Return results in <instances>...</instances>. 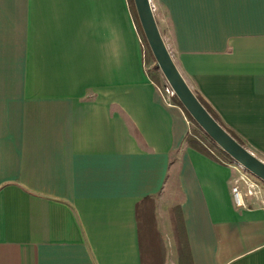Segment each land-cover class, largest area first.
I'll list each match as a JSON object with an SVG mask.
<instances>
[{
    "label": "crops",
    "instance_id": "crops-1",
    "mask_svg": "<svg viewBox=\"0 0 264 264\" xmlns=\"http://www.w3.org/2000/svg\"><path fill=\"white\" fill-rule=\"evenodd\" d=\"M149 1L187 85L264 162V0ZM143 45L128 0H0V264H264V208L189 145Z\"/></svg>",
    "mask_w": 264,
    "mask_h": 264
},
{
    "label": "water",
    "instance_id": "water-1",
    "mask_svg": "<svg viewBox=\"0 0 264 264\" xmlns=\"http://www.w3.org/2000/svg\"><path fill=\"white\" fill-rule=\"evenodd\" d=\"M144 37L177 99L200 128L240 166L264 181V162L234 139L203 107L177 70L158 30L149 0H133Z\"/></svg>",
    "mask_w": 264,
    "mask_h": 264
},
{
    "label": "rangeland",
    "instance_id": "rangeland-1",
    "mask_svg": "<svg viewBox=\"0 0 264 264\" xmlns=\"http://www.w3.org/2000/svg\"><path fill=\"white\" fill-rule=\"evenodd\" d=\"M128 5H129V8L132 14V18L134 19V22L136 23V27L140 34V38L142 39V42L144 44L143 48H144L145 62L148 68V73L156 81L157 85L160 88H162L168 82L163 76L160 68L157 66L155 58L153 57L151 50L147 44V41L144 37L143 31L140 26L138 16H137V13L134 7L133 0H128ZM189 122H190V137L196 139L200 143V145H202L204 148L207 147L208 149L212 150V153L210 155L214 157V159L222 160L223 162L231 164L235 168L237 173L239 172V170H241L242 172L250 176L255 182L259 184V186L264 192V181H262L261 179H259L254 174L247 171L246 169H244L232 158L226 156V154L222 152L223 150H221L214 141L210 140L208 136L204 133V131L199 126H197L196 123L192 121H189Z\"/></svg>",
    "mask_w": 264,
    "mask_h": 264
},
{
    "label": "built area",
    "instance_id": "built-area-1",
    "mask_svg": "<svg viewBox=\"0 0 264 264\" xmlns=\"http://www.w3.org/2000/svg\"><path fill=\"white\" fill-rule=\"evenodd\" d=\"M160 93L164 100H170L172 97H176V94L169 83H166L162 88H160ZM262 191L263 190L257 182L239 170L238 176L234 180V184L231 187L234 205L236 207H246L248 206L247 199L249 197H253L259 200L260 206L264 208V198L262 197Z\"/></svg>",
    "mask_w": 264,
    "mask_h": 264
},
{
    "label": "trees",
    "instance_id": "trees-1",
    "mask_svg": "<svg viewBox=\"0 0 264 264\" xmlns=\"http://www.w3.org/2000/svg\"><path fill=\"white\" fill-rule=\"evenodd\" d=\"M196 97H197V99L199 100V102L203 105V107L210 113V115L234 138V139H236L240 144H242L243 145V143H242V141L230 130V129H228V128H226V127H224L223 125H222V123L219 121V119H218V117L216 116V114L213 112V110L210 108V106L200 97V96H198V95H196ZM175 101L182 107V109L184 110V112H185V114H186V116H187V118H188V120L189 121H192V122H194V123H196L195 121H194V119L190 116V114L183 108V106L181 105V103L179 102V100L175 97ZM197 124V123H196ZM197 126H199L198 124H197ZM200 127V126H199ZM205 133V132H204ZM206 134V133H205ZM207 135V134H206ZM208 136V135H207ZM208 138L210 139V140H212L209 136H208ZM187 142L189 143V145H191L193 148H195V149H197V150H199V151H201V152H203V153H205V154H207V155H209V156H211L210 154L212 153V150H210V149H208L207 147H203L202 145H200V143L196 140V139H194V138H192V137H190V135H188V137H187ZM213 141V140H212ZM224 154H226L224 151H222ZM226 156H228L227 154H226ZM212 157V156H211ZM229 157V156H228ZM212 158H214V157H212ZM173 218V225H174V230L175 231H177L178 230V227H179V221H180V219H179V217H178V219L177 220H175V218L174 217H172ZM180 226H181V222H180Z\"/></svg>",
    "mask_w": 264,
    "mask_h": 264
}]
</instances>
